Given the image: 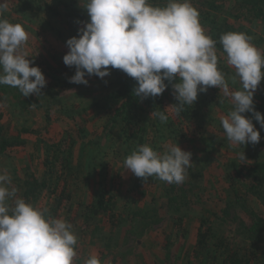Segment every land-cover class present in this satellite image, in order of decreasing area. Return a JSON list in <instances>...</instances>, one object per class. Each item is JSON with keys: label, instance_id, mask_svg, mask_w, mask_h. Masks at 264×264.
<instances>
[{"label": "clouds", "instance_id": "obj_1", "mask_svg": "<svg viewBox=\"0 0 264 264\" xmlns=\"http://www.w3.org/2000/svg\"><path fill=\"white\" fill-rule=\"evenodd\" d=\"M84 8L90 19L67 39L68 52L63 56L66 66L75 67L70 83L87 86L86 76L103 79L111 67L134 78L133 93L142 99L162 95L171 84L179 102L171 105L177 117L185 105H194L199 93L216 87L230 95L234 104L221 118L227 140L242 146L259 143L253 119L264 128V115L254 107V94L264 79V54L247 34L227 32L220 37L227 63L235 69L232 79L235 82L238 77L241 84L239 90L229 92L218 68L216 41L205 34L191 0H167L164 6L149 0H87ZM6 9L7 0H0V17ZM27 40L20 23L0 18V85L18 88L24 97L41 95L47 84L42 70L30 66L33 61L21 50ZM245 113H252V118ZM153 116L161 123L169 119L163 111H153ZM191 157L177 143L167 145L162 153L142 144L126 157L124 165L144 182L157 177L181 184L192 166ZM239 158L246 161L244 151ZM11 184L7 170H0V264H74L78 237L72 224L17 197ZM84 264L104 262L92 254Z\"/></svg>", "mask_w": 264, "mask_h": 264}, {"label": "rangeland", "instance_id": "obj_2", "mask_svg": "<svg viewBox=\"0 0 264 264\" xmlns=\"http://www.w3.org/2000/svg\"><path fill=\"white\" fill-rule=\"evenodd\" d=\"M44 1L53 2V0H42L38 4L37 0H7V9L2 13L4 19L12 23H20L25 28L28 40L21 46V50L33 61L30 66H38L47 81L46 87L41 90L42 94L38 96L31 94L24 97L18 88L11 86L0 88L1 135L12 139L21 137L25 141L23 147H18L15 150L8 149L6 152L0 153V170L6 169L12 178V184L9 187H15L16 183L19 185L18 180L26 179L29 172L34 173L37 177L42 176L44 159L52 154L57 147L51 146L52 142L49 140L50 137L45 136L46 132L49 133V136L59 135V137L65 138L73 132L72 129L75 125L80 126L82 132L78 141L73 144L72 148L69 145L64 146L65 152L73 154V164L77 161L78 156H81L80 151L83 149V144L87 145L84 148L85 153L89 152L91 156L96 152H100V155L103 153L108 155L107 162H102L101 156L93 159L94 174L90 179L80 184L75 202L81 201L85 207L91 203L96 191H99L103 186H108V188L114 189L117 196V211L121 212L126 220L120 229H113L115 233H112L105 218L98 217L100 220L94 221L89 226L85 223V213L87 212L82 214L81 223L73 226V231L78 237L77 254H82L86 258L92 254H97L99 257L102 255L104 257L106 254L105 259L100 258L104 264L111 262L114 255L119 257L117 264H171L172 258H168V250H172L175 254L173 257L175 264H194L191 256L200 216L218 212L225 206V201L228 198L224 189L227 183L222 176L226 170L223 163L231 160L232 157L238 158L237 162L241 163L239 154L243 151L246 161L250 162L264 155V128H261L259 123L253 119L254 126L260 132L259 143L255 145L248 143L243 146L231 144L227 140L221 124V118L234 108L231 96L228 95L230 98L226 101L209 103L203 100L204 93L198 94L194 104L201 111L206 128H209L207 135L218 139L221 152L219 156H215L220 158V162L214 165V163L203 160L200 163L204 167L205 174V179L200 183L204 186L192 189V185H187L190 188L191 209L187 211L190 216L187 220L186 230L174 228L170 219L175 212L166 204L161 187L162 182L157 184L151 177L144 182L143 178L136 177L125 168L126 157L137 147L134 140L128 141L123 136V124L120 121L113 122L111 120L114 110L106 108L108 101L106 103L105 99L114 89L111 67L109 66L110 75L103 79L95 75L86 76V79L89 80L87 86L70 83L69 78L75 74V67L64 68L63 56L68 52L66 41L76 36L78 29L83 27V24L79 28L71 30L70 26L65 24L66 20L62 24L50 19L48 14L39 8ZM80 1L83 4L78 5L85 7L87 0ZM156 1L158 0H149V3L154 4ZM217 1L225 9L231 8V0ZM57 7L64 12L63 5ZM84 10L87 13L85 8ZM256 30L260 35L263 34L262 26ZM255 47L262 54L264 53L263 43L261 46ZM235 82L236 86L227 82L229 92L240 89L241 84L238 77ZM262 85L264 87V79L261 80L255 93L264 92L261 89ZM224 95L226 94L224 93ZM256 98L254 94V103ZM35 99L43 103L44 106L36 107ZM21 100L28 101L30 105L28 104L26 109H22ZM254 107L264 115V107L259 108L257 104H254ZM168 111L172 115L171 107L168 108ZM244 115L252 118V113ZM22 127H29L36 132L21 133ZM37 131L39 132L37 133ZM176 143L182 150L192 153L191 161L194 166L195 159L192 151L194 148L187 142L180 143L177 139H173V141H169V144H163L164 147L158 143L157 151L162 153L165 151V146ZM149 145L154 146L155 142L150 141ZM104 164L107 165L106 168H103ZM60 167L61 165H59ZM189 169H187L185 178L187 182L191 179ZM14 177H16L15 181ZM71 179L72 177L68 175L69 182ZM200 183L198 182L197 186ZM9 204H12L11 200ZM127 214L130 215L129 218ZM217 219L224 224L220 218ZM229 231L231 234L233 233L231 226H229ZM110 238H114L115 241L111 239L112 242L107 243ZM180 255H182L183 261Z\"/></svg>", "mask_w": 264, "mask_h": 264}, {"label": "trees", "instance_id": "obj_3", "mask_svg": "<svg viewBox=\"0 0 264 264\" xmlns=\"http://www.w3.org/2000/svg\"><path fill=\"white\" fill-rule=\"evenodd\" d=\"M231 1L230 9H225L217 0H191V3L198 10L199 23L203 25L205 34L216 41L219 70L224 73L227 82L236 86V82L232 79L235 69L227 63V54L220 43V37L227 32L245 33L251 38V44L261 46L263 43L264 46V31L260 35L256 30L259 26H262L264 30V0ZM37 2L39 4L42 0H37ZM166 3L167 0H158L153 5L164 6ZM78 4H83V2L80 0H53L51 3L44 1L43 5L38 6L48 14L50 19L62 24L66 20L65 24L73 30L79 28L83 22L89 19L84 6ZM59 5H63L64 12L57 7ZM64 68L67 69L68 66L64 65ZM111 69L114 77V89L105 99L106 103L108 101L106 108L114 110L111 119L113 122L120 121L123 124L122 134L126 140H134L136 147L149 144L150 141L155 142V145H151V147L156 151L158 143L164 147L163 144H169V141H173V139H177L180 143L187 142L194 148L192 151L195 163L189 169L191 179L188 182L184 180L181 184L168 183L157 177H151L157 184L162 182L161 187L166 204L175 212L170 219L173 227L178 230H186L187 220L190 216L187 211L191 209L190 188L187 185H192V189L204 186L200 183L205 179L204 167L200 163L203 160L214 163V165L220 162V158L215 156H219L221 152L218 139L207 135L209 128H206L201 111L195 104L185 105L183 113L179 117L175 115L171 105L179 102L172 94L171 84L162 95L142 99L133 93V88L137 83L134 78L129 77L122 70ZM7 86L0 85V88ZM261 89L264 90L263 85ZM255 96L257 98L254 104H257L259 108L264 107V92L255 93ZM229 98L216 87H209L203 95V100L209 103L226 101ZM34 101L36 107L44 106L39 100L35 99ZM20 103L22 109H26L27 105H30L25 100H21ZM169 106L173 109L172 115L169 114L168 109H165ZM153 111L165 112L169 116L168 121L161 123L157 117H150ZM1 131L0 127V153L25 145V141L21 137L6 138L1 135ZM20 131L21 133L36 132L29 127H22ZM72 131L74 133L72 132L73 134L71 133L69 137L65 138L59 137V135L49 136L48 132L45 133L46 137H50L51 146L57 147L52 154L44 159L42 176L37 177L34 173L29 172L23 181L17 179L19 183V185L15 184L17 196L24 198L26 202L36 207L47 209V215L64 219L72 226L81 223L80 217L85 212H87L85 213V223L89 226L94 221L105 218L111 232L115 233L113 229H120L126 218L117 211V196L113 188L103 186L95 192L93 200L85 207L83 202H75L80 184L90 179L94 174L93 159L101 156L102 162H107L108 154L100 155V152H92L91 156L89 152L85 153L84 148L87 145L83 144V149L80 151L81 156H78L77 161L73 164V154L65 152L64 146L73 147V144L80 138L82 127L75 125ZM164 149L166 150V146ZM237 159L232 157L231 160L223 163L226 170L222 176L227 183L224 189L228 197L225 206L211 215L202 214L198 220V232L191 256L194 264H264V155L252 162L240 163L237 162ZM59 165H61L60 168ZM106 167L107 165L104 164L103 168ZM68 175L72 177L73 181L71 179L69 182ZM61 180L63 184L60 183ZM198 182L200 184L197 186ZM239 212L243 213L242 216ZM127 216L130 217L128 214ZM217 218H220L224 224ZM229 226L233 230L232 234L229 231ZM111 239L115 241L114 238H110L107 243H111ZM102 256L99 258L107 257L106 254L104 257ZM114 256V259L108 264H117L119 257ZM174 256L173 251L168 250V258H172L171 264H175ZM87 258L78 254L74 264H84V260Z\"/></svg>", "mask_w": 264, "mask_h": 264}]
</instances>
